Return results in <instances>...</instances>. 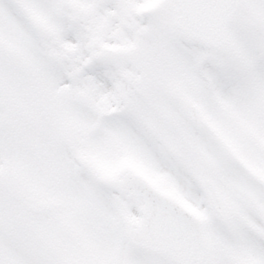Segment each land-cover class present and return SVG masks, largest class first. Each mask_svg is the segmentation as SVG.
Instances as JSON below:
<instances>
[{"label":"snow or ice","instance_id":"6c2138e0","mask_svg":"<svg viewBox=\"0 0 264 264\" xmlns=\"http://www.w3.org/2000/svg\"><path fill=\"white\" fill-rule=\"evenodd\" d=\"M0 264H264V0H0Z\"/></svg>","mask_w":264,"mask_h":264}]
</instances>
